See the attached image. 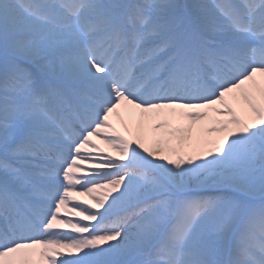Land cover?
Here are the masks:
<instances>
[{"label": "snow or ice", "instance_id": "snow-or-ice-1", "mask_svg": "<svg viewBox=\"0 0 264 264\" xmlns=\"http://www.w3.org/2000/svg\"><path fill=\"white\" fill-rule=\"evenodd\" d=\"M0 264H264V0H0Z\"/></svg>", "mask_w": 264, "mask_h": 264}, {"label": "rangeland", "instance_id": "rangeland-1", "mask_svg": "<svg viewBox=\"0 0 264 264\" xmlns=\"http://www.w3.org/2000/svg\"><path fill=\"white\" fill-rule=\"evenodd\" d=\"M219 119H224L223 117H219ZM168 120L172 126H190L193 131L190 136V138H186L184 140L180 139H173L171 147H177L180 148L185 153H196L201 151L202 149H206L210 147L211 145L206 143L209 140L216 139L223 135L222 133H209L205 130V126L209 123V121H198L195 124H199V126L196 128H193V124L191 121L187 120L185 117H182L180 115H176L174 117H168ZM161 133L154 132L148 141V146H151L152 140L154 138H159ZM167 139V137H165ZM165 153L167 155H172L169 149V145L165 144Z\"/></svg>", "mask_w": 264, "mask_h": 264}, {"label": "bare ground", "instance_id": "bare-ground-1", "mask_svg": "<svg viewBox=\"0 0 264 264\" xmlns=\"http://www.w3.org/2000/svg\"><path fill=\"white\" fill-rule=\"evenodd\" d=\"M111 121L112 123L121 131V132H124L125 135H128L130 138H134L133 137V134L132 133H129L125 127H124V124L122 123V120L123 121H129L131 126L133 127V129H135L136 127V123L134 120H132L131 118V113H130V110L128 109H121L120 111V115H117V114H113L111 116ZM199 126V124H195L193 125V128H195V131H196V128ZM154 133V132H153ZM153 133H149V135L145 138L144 142L145 144L147 145L148 144V141H149V138L150 136L153 134ZM93 140L100 145L101 148L105 149L106 152H111L113 156H117L119 153H118V150L116 149H112L110 148L107 144L103 143L102 139L100 138H96V137H93ZM113 195H115V193H113ZM81 199H89L88 197H81ZM111 199V197L109 198ZM91 203V201H90Z\"/></svg>", "mask_w": 264, "mask_h": 264}]
</instances>
